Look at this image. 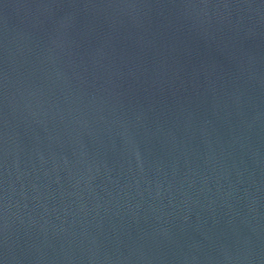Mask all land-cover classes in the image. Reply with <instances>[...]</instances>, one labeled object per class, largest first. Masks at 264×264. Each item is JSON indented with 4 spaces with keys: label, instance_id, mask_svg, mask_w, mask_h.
Segmentation results:
<instances>
[{
    "label": "water",
    "instance_id": "obj_1",
    "mask_svg": "<svg viewBox=\"0 0 264 264\" xmlns=\"http://www.w3.org/2000/svg\"><path fill=\"white\" fill-rule=\"evenodd\" d=\"M0 264H264V0H0Z\"/></svg>",
    "mask_w": 264,
    "mask_h": 264
}]
</instances>
